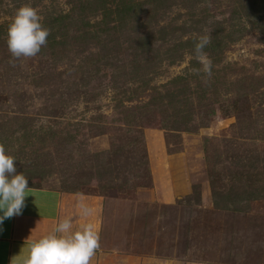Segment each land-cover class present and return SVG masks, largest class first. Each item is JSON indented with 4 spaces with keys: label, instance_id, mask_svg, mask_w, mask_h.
I'll use <instances>...</instances> for the list:
<instances>
[{
    "label": "rangeland",
    "instance_id": "obj_1",
    "mask_svg": "<svg viewBox=\"0 0 264 264\" xmlns=\"http://www.w3.org/2000/svg\"><path fill=\"white\" fill-rule=\"evenodd\" d=\"M85 1L0 0V143L29 186L150 199L166 180L175 202L264 213V0H169L150 27L175 26L180 44L141 57L112 43L104 59L68 35L55 53L11 56L21 5L48 27ZM208 31L226 37L205 48L210 77L194 55Z\"/></svg>",
    "mask_w": 264,
    "mask_h": 264
},
{
    "label": "crops",
    "instance_id": "obj_2",
    "mask_svg": "<svg viewBox=\"0 0 264 264\" xmlns=\"http://www.w3.org/2000/svg\"><path fill=\"white\" fill-rule=\"evenodd\" d=\"M165 181L150 199L29 186L23 215L2 225L0 264L22 262L28 241L65 216L100 227L91 264H264V213L175 202Z\"/></svg>",
    "mask_w": 264,
    "mask_h": 264
},
{
    "label": "clouds",
    "instance_id": "obj_3",
    "mask_svg": "<svg viewBox=\"0 0 264 264\" xmlns=\"http://www.w3.org/2000/svg\"><path fill=\"white\" fill-rule=\"evenodd\" d=\"M39 9L30 3L15 11L7 31V46L15 60L32 58L46 46L50 29L43 23ZM211 43V31L200 35L194 45V55L202 64L207 76L212 74V60L205 48ZM16 158L0 143V232L7 219L23 215L27 207L29 181L18 172ZM82 215L88 217L92 210L80 205ZM100 227L91 222L74 225L71 216H65L44 234L28 241L27 255L17 264H91L100 248Z\"/></svg>",
    "mask_w": 264,
    "mask_h": 264
},
{
    "label": "trees",
    "instance_id": "obj_4",
    "mask_svg": "<svg viewBox=\"0 0 264 264\" xmlns=\"http://www.w3.org/2000/svg\"><path fill=\"white\" fill-rule=\"evenodd\" d=\"M168 1L86 0L79 11L60 14L49 20L50 35L46 46L52 53H55L56 47H61L70 36L72 40L80 39L84 42L95 43L96 47L104 50L101 57L106 59L111 55L107 48L120 47L122 44H125L126 50L132 51L133 57H141L145 53L152 54L154 41H172L174 43L172 46H179L180 43L175 36L178 28L175 26L161 24L150 27L154 24L150 19L168 5ZM180 1L186 2L187 0ZM91 14L97 15L98 19L95 22L89 21ZM59 30L63 33H59ZM154 33L157 35L154 36ZM221 38L226 37L212 35L208 49L212 52L219 50ZM189 42L193 40L190 39ZM108 44L112 45L107 47ZM117 50L116 47L114 51ZM162 55L167 57L164 53Z\"/></svg>",
    "mask_w": 264,
    "mask_h": 264
}]
</instances>
